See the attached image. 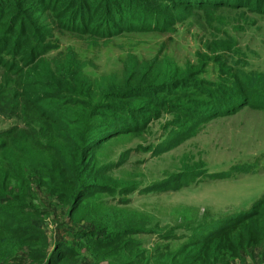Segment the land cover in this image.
<instances>
[{"label": "trees", "instance_id": "1", "mask_svg": "<svg viewBox=\"0 0 264 264\" xmlns=\"http://www.w3.org/2000/svg\"><path fill=\"white\" fill-rule=\"evenodd\" d=\"M58 1L67 6L59 15H63L62 29L101 37L119 32L170 31L176 23L169 11L170 3L179 9L249 6L248 0L209 4L201 0ZM254 3L252 10L264 13L263 0ZM32 5L33 0H0L2 238L20 241L37 264H86L87 259L93 264H232L249 249L260 247L264 243V196L250 212L226 219L219 228L205 227L204 232L191 235L173 253L167 248H156V252L146 255L139 242L130 238L143 233V228L120 225L116 217L82 215L92 195L115 193L114 188L104 184L108 169L96 166L92 157L107 139L142 131L145 121L157 113V107H163L159 112L163 114H169L171 109L182 121L180 131L173 133L178 136L194 123L215 117L218 106L227 114L234 106L247 103L248 97L253 102L263 99L245 93L244 87L238 86V79L231 83L222 78L225 87L205 89L194 75L196 67L191 65L178 76L176 66L162 69L153 62L138 64L132 59V64L124 68L121 84L93 81L86 66H79L73 58L54 62L42 58L55 46L36 39L45 25H39L38 15L30 10ZM29 16L34 20H29ZM5 25L14 27L9 35ZM230 70L233 72L231 67ZM225 75H231L230 71ZM29 162L30 168L26 167ZM100 178L104 179L102 186L97 183ZM41 194L55 197L66 209V220L47 219L38 205L42 201L36 202ZM19 213L28 217H20ZM77 220L91 225L82 229L70 227ZM44 223L52 224L51 251V238ZM162 238L169 239V234ZM2 248L0 244V264L4 261Z\"/></svg>", "mask_w": 264, "mask_h": 264}, {"label": "rangeland", "instance_id": "2", "mask_svg": "<svg viewBox=\"0 0 264 264\" xmlns=\"http://www.w3.org/2000/svg\"><path fill=\"white\" fill-rule=\"evenodd\" d=\"M254 1L248 0L245 9L227 5L179 9L170 3L169 11L176 19L170 31L119 32L101 37L62 29L63 15H59L67 6L58 0H33L30 10L38 15L39 25H45L36 39L55 46L42 58L49 62L73 58L79 66H86L93 81L121 84L124 68L132 59L138 64L153 62L162 69L176 66L178 76L191 65L205 89L225 87L222 78L231 83L238 79L245 93L263 99L253 102L248 97L247 103L234 106L227 114L218 106L215 117L194 123L178 136L173 133L180 131L182 121L171 109L163 114L159 113L163 107H157L142 131L115 135L94 151V164L108 169L107 183L103 178L97 183L102 186L104 181L115 193L92 195L82 215L116 217L120 225L143 228V233L130 238L139 242L146 255L156 248L176 252L191 235L204 232L205 227L219 228L226 219L250 212L264 196V13L252 10ZM34 18L29 16L31 21ZM6 27L9 35L14 27ZM223 46L227 51L220 50ZM227 71L231 73L228 77ZM26 167L30 168V162ZM36 202L47 219L66 220V209L55 197L41 194ZM87 223L77 220L70 227L82 229L91 225ZM43 227L51 238V251L52 224L44 223ZM167 234L169 239L162 238ZM0 244L4 250L1 264H37L20 241L7 240L0 233ZM86 264L93 263L87 259ZM232 264H264V243Z\"/></svg>", "mask_w": 264, "mask_h": 264}, {"label": "water", "instance_id": "3", "mask_svg": "<svg viewBox=\"0 0 264 264\" xmlns=\"http://www.w3.org/2000/svg\"><path fill=\"white\" fill-rule=\"evenodd\" d=\"M129 233H132V232L129 231Z\"/></svg>", "mask_w": 264, "mask_h": 264}]
</instances>
